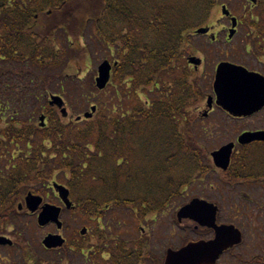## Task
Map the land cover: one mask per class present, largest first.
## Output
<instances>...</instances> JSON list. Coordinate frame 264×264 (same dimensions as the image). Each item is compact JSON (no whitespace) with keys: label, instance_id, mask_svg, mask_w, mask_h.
<instances>
[{"label":"trees","instance_id":"obj_1","mask_svg":"<svg viewBox=\"0 0 264 264\" xmlns=\"http://www.w3.org/2000/svg\"><path fill=\"white\" fill-rule=\"evenodd\" d=\"M222 1L0 0V227L54 173L106 259L142 257L141 223L213 170L194 132L204 85L183 62L207 49L195 31ZM257 9L248 27L264 34V0ZM90 48L114 51L116 86L93 118L64 124L29 86L62 79Z\"/></svg>","mask_w":264,"mask_h":264},{"label":"flooded vegetation","instance_id":"obj_2","mask_svg":"<svg viewBox=\"0 0 264 264\" xmlns=\"http://www.w3.org/2000/svg\"><path fill=\"white\" fill-rule=\"evenodd\" d=\"M236 37L239 41L235 44V49H231L232 40ZM213 42L216 47L222 48L225 55L222 62L240 67L250 74V78L255 80L254 83H249L250 87L258 92L255 106L250 110L241 111L239 115L218 108L226 118L238 124L237 130L233 132V140L222 145H233L229 167L226 171L218 169L221 175L220 187L230 190V195L219 193L218 199H205L199 193L187 195L190 198L187 204L197 200L215 208L213 223L203 225L201 222L205 223V220L196 221L190 218L179 221L176 215L182 206L178 207L171 217L174 226L164 234L158 232V236L161 234L160 241L164 244L159 256L154 254L150 239L145 234L147 242L143 255L133 260L134 264H165L170 251L177 252L190 244L215 242L217 229L221 227H233L238 232L239 241L238 236L232 235L230 243L208 264H264V34L233 35L230 39L226 36L223 45L218 43L217 37ZM203 62L202 59L201 65ZM251 110L254 111L248 113ZM200 181H194L188 187H199ZM207 187L209 192L213 193L215 189L218 190L219 185L215 186L211 182ZM27 197L28 195L14 197L17 200L14 205L16 210L8 214L6 225L0 227V264H114L115 260L104 257L108 253L100 250L91 228L85 229L83 234L72 236L69 240L62 234L67 226L65 221H61L60 236L64 242L60 246L47 248L42 241L33 242V239L37 240L38 235L33 238L32 234L37 232L38 228L32 221L36 219L37 225V217L43 204L37 207V211H30L26 205ZM64 212L61 210L60 215ZM161 213L164 212L155 214L161 216ZM200 217L204 218L202 214ZM27 218L30 228L26 227ZM53 226L48 223L44 227ZM91 232L93 235L90 236ZM76 233L75 230L74 234ZM92 238L95 243L89 242Z\"/></svg>","mask_w":264,"mask_h":264},{"label":"rangeland","instance_id":"obj_3","mask_svg":"<svg viewBox=\"0 0 264 264\" xmlns=\"http://www.w3.org/2000/svg\"><path fill=\"white\" fill-rule=\"evenodd\" d=\"M256 1L258 2V0ZM220 3L224 4L230 11L231 15L238 19L239 24L236 28L235 35L239 36L243 34H251L250 32L252 28L248 27V25H250V16L256 15L258 12L257 5H254L247 0H225ZM220 8L221 6L218 5L210 13V18L207 22L208 25L206 26L209 30L207 31V36L197 37L199 41L202 40L203 44L206 43L208 41V38H210V36L212 35L217 36L219 44H224V40L228 34L230 23L228 19L222 17ZM85 41L86 40L84 38L80 39V41L74 39V43L79 44L81 47H84L86 45ZM237 41H239V38H233L230 47L231 49H235L234 47H236L235 44H237ZM215 46L216 44H214V46H209L208 44L205 46L207 48L206 50L204 49V47L201 48V46H196L199 47V50H197L198 52H196V56L203 59L204 61L203 64L198 68V75H203L204 77L200 78L202 84L204 85L206 95L204 97L205 99L197 104L194 112L197 116L194 132L196 135L200 136L201 144L204 147L206 146L208 152H212L218 149L220 146L233 140L232 137H234L235 135L233 132L236 131L238 127L237 122L230 121L228 118H226L224 116L225 114L218 110V107L215 105H213V110L209 112V115H207L206 112V98L212 95L211 85L213 81L215 66L219 62L223 61L225 56L222 53V48L216 47V50L214 49ZM91 48L89 49L87 54L79 58V60L76 59V61L70 62L68 66H64L62 70V79H56L54 82H51L49 84L50 86L45 89H43L42 87L43 84H41L40 81L38 82L37 80H33L32 85L29 86L30 89H33V87L36 88L37 93H39L40 96L44 98L43 101L47 106L48 101L50 100V95H55L62 99V106L58 107L53 105L50 108L56 111V113L59 115L58 117L60 121H62L64 124H67L68 122H81L83 120H86L83 117V114L85 112H88L91 106L97 107V113L100 107L104 106L109 101V98L112 95V87L116 86L115 83L113 84L110 82L107 88L101 92L95 89L94 79L97 76L98 66L104 60L113 62L115 59V54L114 51L106 53L104 49ZM184 62L183 64L185 65L186 63ZM92 89L95 90V92ZM62 109L66 111L65 114L61 113ZM204 114L206 115L204 116ZM207 164L213 170L208 173V178H203V181L197 179L201 182L200 184L198 183L199 187L193 189H191L190 187H186L178 200L173 202L166 209L167 213H165L164 211V213H161V216L155 214L141 223L142 225L139 227L140 230H138V233L141 232V235L146 234L149 237L155 255L158 254L159 256L164 247V244H162V241H160L159 238V236L161 237V234L158 236V232H163L162 234H164L174 226V221H172L173 219H171V217L178 207L187 204L190 199L187 195L199 193L200 196L205 199H207V197L209 199H218L219 193L226 196L230 195V190L220 187L219 180H221V175L219 171L212 165L209 157L207 159ZM48 181L49 186L46 185L47 187L43 191L44 194L38 195H42L43 203L63 207L60 199L58 198L57 192H55L51 188V183L53 184V182L51 181H57L56 174L52 173V177H50ZM211 182L215 184V186L219 185L218 190L215 189L213 193H210L208 190L209 188L207 187V185ZM71 199L73 201L74 198L72 197ZM63 211L65 212L64 214L60 215V220L62 222L65 221L64 223L67 226V229H63L62 231V234H64L63 236L66 239L70 240L72 236H78L79 230L82 227L89 228L91 226V229L95 228L94 223H92L91 225H85V220L81 216H79V213L78 211H76V209L73 213H68L64 209ZM35 220L36 219H34L32 222L38 229L37 232H33L32 237L34 238L36 234L38 235V237L37 240L33 239V242L41 243L42 239L47 234H61V230L57 231L56 226L39 228L38 225H36ZM26 222V227L30 228L31 225L28 224V218L26 219ZM75 230L77 231L76 234H74ZM93 233L91 232L90 236L93 235ZM89 242L95 243V239H89ZM104 257H106V255H104Z\"/></svg>","mask_w":264,"mask_h":264},{"label":"water","instance_id":"obj_4","mask_svg":"<svg viewBox=\"0 0 264 264\" xmlns=\"http://www.w3.org/2000/svg\"><path fill=\"white\" fill-rule=\"evenodd\" d=\"M255 2V0H249ZM222 14L228 16L229 13L226 10L225 6L222 7ZM236 19L231 18V29L229 30V38L235 34L234 28L236 27ZM208 29L201 28L196 31L199 35L207 34ZM189 62L195 66L200 63L199 59L190 58ZM115 65V64H114ZM111 65L108 61H103L97 68V77L95 78V86L98 90H103L109 79H110ZM255 80L250 78V74L246 73L242 68L227 65L221 63L218 65L214 81V91L216 94V104L221 107L223 110L227 111L233 115L241 114V111H247L250 108H253L256 104L258 98V92L256 89L250 87L249 83H254ZM260 97V96H259ZM211 98L208 99L207 105L211 107ZM63 101L58 96H51L49 105L50 106H62ZM255 109V108H254ZM96 108L93 106L90 108V112L83 114L85 119H90L95 112ZM254 110L248 111L251 113ZM65 110L62 109L61 113L65 114ZM40 121H43V117L40 118ZM256 137V136H254ZM242 138H240L241 140ZM255 139V138H251ZM233 145L228 144L221 147L219 150L211 153V158L213 164L216 168L226 171L229 166L230 154L232 151ZM53 188L59 194V197L65 204L67 209H70L72 204L69 200L68 190L60 185L54 184ZM42 199L37 196H32L28 194L26 198V205L28 210L35 211ZM209 209H206V208ZM214 210L215 208L212 205L193 200L188 205L182 207L177 213V219L180 221L183 218H190L196 221L205 220L206 222H201L203 225H208V223H213L214 221ZM204 218L200 217V214ZM60 208L52 205H44L42 211L38 216V224L44 226L48 223H55L57 228H61V222H59ZM198 216H196V215ZM211 218V219H210ZM209 220V221H208ZM85 232V228L81 230V234ZM234 237L239 235L238 232L233 227H221L217 229V238L215 242H200L195 244H190L183 249L177 252H168L166 257L165 264H208L210 261H214L217 255L221 252L222 248H225L228 243H230ZM2 240H0L1 242ZM236 241V240H233ZM63 243V240L59 235H48L43 240V244L47 248H55L60 246Z\"/></svg>","mask_w":264,"mask_h":264}]
</instances>
